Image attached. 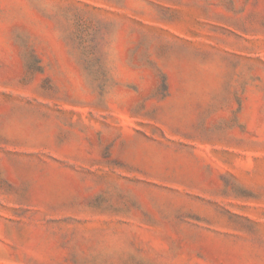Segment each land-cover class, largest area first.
<instances>
[{"label": "rangeland", "instance_id": "rangeland-1", "mask_svg": "<svg viewBox=\"0 0 264 264\" xmlns=\"http://www.w3.org/2000/svg\"><path fill=\"white\" fill-rule=\"evenodd\" d=\"M0 264H264V0H0Z\"/></svg>", "mask_w": 264, "mask_h": 264}]
</instances>
